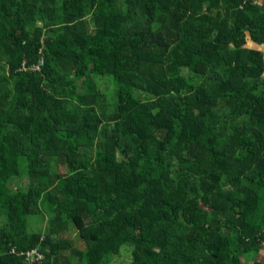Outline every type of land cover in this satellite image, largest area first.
<instances>
[{"label":"trees","instance_id":"obj_1","mask_svg":"<svg viewBox=\"0 0 264 264\" xmlns=\"http://www.w3.org/2000/svg\"><path fill=\"white\" fill-rule=\"evenodd\" d=\"M125 247L264 264V0H0V264Z\"/></svg>","mask_w":264,"mask_h":264},{"label":"rangeland","instance_id":"obj_2","mask_svg":"<svg viewBox=\"0 0 264 264\" xmlns=\"http://www.w3.org/2000/svg\"><path fill=\"white\" fill-rule=\"evenodd\" d=\"M143 98L145 99L146 97L144 96ZM46 224H47V217L44 214L41 216H37L31 221V225H30L31 230L37 232L44 231ZM72 236H75V233H73ZM131 251H132L131 247H125L122 250L121 255L114 258L112 264H131L133 261V256ZM261 259H264L263 255Z\"/></svg>","mask_w":264,"mask_h":264},{"label":"built area","instance_id":"obj_3","mask_svg":"<svg viewBox=\"0 0 264 264\" xmlns=\"http://www.w3.org/2000/svg\"><path fill=\"white\" fill-rule=\"evenodd\" d=\"M41 65H39L36 70H39L40 71V68ZM28 69L26 68L25 71H27ZM28 257L31 259L32 262H38V261H42L43 259V256L41 254H39L37 251L31 253V254H28Z\"/></svg>","mask_w":264,"mask_h":264}]
</instances>
